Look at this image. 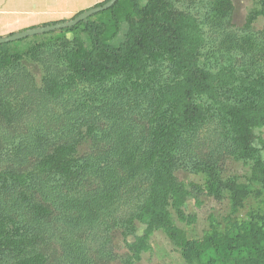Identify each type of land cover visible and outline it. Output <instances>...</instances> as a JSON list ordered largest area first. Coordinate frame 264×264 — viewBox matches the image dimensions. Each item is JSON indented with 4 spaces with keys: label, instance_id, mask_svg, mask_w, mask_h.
<instances>
[{
    "label": "trees",
    "instance_id": "16d2710c",
    "mask_svg": "<svg viewBox=\"0 0 264 264\" xmlns=\"http://www.w3.org/2000/svg\"><path fill=\"white\" fill-rule=\"evenodd\" d=\"M259 3L253 14L264 17ZM233 12L232 0H118L40 34L80 29L85 43L19 48L35 35L0 44V264H135L158 229L188 264H264V28L252 29V17L237 28ZM212 50L218 69L209 64ZM56 56L37 84L30 65ZM154 61L160 90L123 88L130 78L143 85ZM28 89L47 94L34 104L60 106L51 118L27 124ZM202 97L227 117L230 144L196 138L208 111ZM88 138L90 149L76 152ZM227 152L251 161L248 182L224 175ZM178 169L203 174L205 183L178 179ZM203 195L228 198L234 213L253 195L260 203L229 219L227 231L212 223L203 239H191L169 206L191 223L184 204ZM135 218L145 231L119 256L113 231L125 226L135 235Z\"/></svg>",
    "mask_w": 264,
    "mask_h": 264
},
{
    "label": "rangeland",
    "instance_id": "374dc122",
    "mask_svg": "<svg viewBox=\"0 0 264 264\" xmlns=\"http://www.w3.org/2000/svg\"><path fill=\"white\" fill-rule=\"evenodd\" d=\"M144 1V0H141ZM234 4V12L232 22L234 26L237 28H244L247 25L248 20L252 17V29L258 31L264 28V17L262 15H254V11L260 9L259 0H232ZM105 2V0H101L98 3L84 8L78 11L75 14H66L61 18H57L55 20H50L47 22H42L38 25H42L44 23L54 22V21H66L74 18L78 13L87 10L91 7L96 6L99 3ZM117 12L120 16H123V10L121 7L117 8ZM100 16L94 17V19H98ZM33 27V26H31ZM29 28V27H28ZM27 29V28H24ZM21 29L19 31H22ZM16 32V31H15ZM18 32V31H17ZM14 33V32H12ZM9 35V34H7ZM6 35V36H7ZM84 34L82 31L76 30L72 32H54L52 34L40 35L37 37H31L19 46L21 50H26L28 46H37L40 44H48L51 45H59L64 43V40L68 41H83ZM85 43V41H83ZM218 50H212L207 54L209 56V64L218 69L221 66L222 62H217L216 59L212 58L214 52ZM56 57H49L45 63L30 65V68L37 75V84H40L44 80V74L46 75V71L44 67L49 66L52 61H55ZM208 61V60H207ZM206 61V62H207ZM212 61V62H211ZM231 60L223 63L227 65ZM162 62L167 63V60H163ZM204 62V61H203ZM159 64L154 61L150 62L147 66V70L149 75L146 80L143 81L142 84H138L135 78H130L126 80L123 84V88H127L132 92H136L145 88L146 86L155 87L156 90H160L164 85V78L156 81V74H153L155 70H157ZM160 68V67H159ZM238 70L240 73H245L244 68H240L238 66ZM45 80H48V76H45ZM148 88V87H147ZM44 91V90H43ZM28 99H30L31 103L27 106L28 113L26 116L27 124L34 122H41V119L48 120L51 118L53 112H56L59 109V105L49 104L47 107H41L33 102L35 100H41L47 94H41L40 91H34L33 89H28ZM47 97V96H46ZM200 101L207 107V116L205 120L197 124L196 131L198 133L196 138L200 140H205L210 144H215L221 139L225 140L226 144H230L233 141L232 133L230 132L229 125L227 123V117L224 113L219 111L216 106L210 105V102L206 100L205 97H202ZM164 109L162 112H165ZM28 114H32L31 116ZM42 116L41 119L39 117ZM170 115L167 113L157 119L159 123V127L164 128L166 124L169 122ZM262 134L264 138V127L262 128ZM92 141L90 138L85 139L80 145L77 146L76 152L79 154L86 153L91 147ZM227 160L225 164V173L226 176H237L242 182H248L249 177L251 176V161H245L240 159L238 155L227 152ZM264 156V151H263ZM175 175L180 180H184L186 182H195L199 184L205 183V176L201 173H192L184 169H178L175 171ZM153 178L149 181H146V185L144 189H147L149 182H153ZM260 203V198H257L255 195L251 196L246 200L245 206L241 208L237 213L233 212L231 202L228 198H225L221 201L216 200L215 198L203 195L198 202L194 199H189L184 204V209L187 214H192L195 216V220L191 223L187 221L180 222L177 218L176 210L169 206V210L173 219L176 223L182 227L189 238L191 239H203L207 232L212 230V223H219L221 225V230L228 229L229 224L227 223L229 219L239 218L244 219L247 217V214L254 207L256 208ZM133 224L135 225V235L129 233L130 231L125 226H119L114 229L113 234V245L115 247V252L119 256H123L128 250L126 248V242L134 241L136 235H142L145 231L146 225L138 219H134ZM129 231V232H128ZM226 233H224L225 235ZM114 264H123L122 260L118 258L114 261ZM135 264H188L182 257L179 248L174 244V242L169 238V236L161 229L155 230L150 237V249L146 250L142 253L141 258Z\"/></svg>",
    "mask_w": 264,
    "mask_h": 264
},
{
    "label": "crops",
    "instance_id": "0c3cea01",
    "mask_svg": "<svg viewBox=\"0 0 264 264\" xmlns=\"http://www.w3.org/2000/svg\"><path fill=\"white\" fill-rule=\"evenodd\" d=\"M101 0H0V36L75 14Z\"/></svg>",
    "mask_w": 264,
    "mask_h": 264
},
{
    "label": "water",
    "instance_id": "95a60500",
    "mask_svg": "<svg viewBox=\"0 0 264 264\" xmlns=\"http://www.w3.org/2000/svg\"><path fill=\"white\" fill-rule=\"evenodd\" d=\"M118 0H109L108 2L91 7L78 13L74 18L66 21H60L53 24H46L39 27H30L22 31L11 33L7 36H0V44L10 43L13 41L21 40L35 35L45 34L51 31L64 29L66 27H73L88 17H91L101 11L107 10L112 7Z\"/></svg>",
    "mask_w": 264,
    "mask_h": 264
}]
</instances>
